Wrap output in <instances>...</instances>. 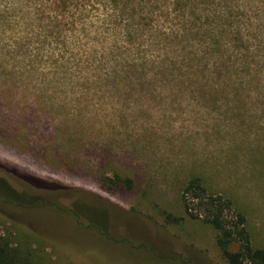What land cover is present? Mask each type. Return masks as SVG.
Here are the masks:
<instances>
[{
  "label": "rangeland",
  "instance_id": "1",
  "mask_svg": "<svg viewBox=\"0 0 264 264\" xmlns=\"http://www.w3.org/2000/svg\"><path fill=\"white\" fill-rule=\"evenodd\" d=\"M61 1L0 0V237L31 264H226L184 210L198 176L264 247V0Z\"/></svg>",
  "mask_w": 264,
  "mask_h": 264
},
{
  "label": "trees",
  "instance_id": "2",
  "mask_svg": "<svg viewBox=\"0 0 264 264\" xmlns=\"http://www.w3.org/2000/svg\"><path fill=\"white\" fill-rule=\"evenodd\" d=\"M61 2L63 5L65 4L64 0ZM87 2L89 0H74V7L78 10L86 9L89 7ZM101 2L104 5H110V8L118 12V15H114L120 17L117 0H98V6ZM26 180L29 187H44L40 192L49 189L38 180H32V178ZM115 180L116 183L121 181L118 176L115 177ZM123 184L129 189L132 187L130 179H125ZM181 200L188 217L201 219L215 230L216 246L224 257L226 264H264V247H253L249 232L245 228L246 219L244 215L238 212L235 215V221L228 220L225 212L231 207L229 200L220 195L208 194L200 177L194 176L187 181L181 193ZM235 244H237V248L234 249ZM0 264L31 263L28 259L23 258L15 247H12L9 242L0 237Z\"/></svg>",
  "mask_w": 264,
  "mask_h": 264
}]
</instances>
